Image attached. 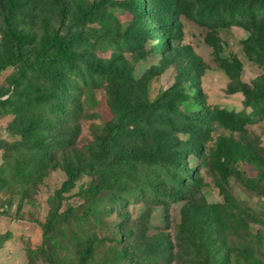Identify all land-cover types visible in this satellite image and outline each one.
Wrapping results in <instances>:
<instances>
[{
    "label": "rangeland",
    "instance_id": "1",
    "mask_svg": "<svg viewBox=\"0 0 264 264\" xmlns=\"http://www.w3.org/2000/svg\"><path fill=\"white\" fill-rule=\"evenodd\" d=\"M15 1L18 5L8 25L5 14L9 0H0L1 55L6 51L4 34L8 29H18L33 37V44L23 49L32 54L31 60L45 39L56 34L66 38L77 35L82 39L74 49L85 59L104 71L129 73L143 80V86L136 89L140 90L133 97L134 103L154 102L174 85L186 88L189 103L199 92V103L188 110L193 115L188 117L183 113L188 106L184 99L177 102V112L160 111L158 119L165 124L164 139L171 140L173 151L189 149L194 131L200 138L207 135L200 146L201 152L190 155L187 166L192 174L200 176V186L195 189L200 201L223 204L226 208L221 214L223 221L218 224L206 211L186 214V200L182 198L161 199L157 206L140 200L103 205L100 208H105L107 213L100 222L86 227L72 225L67 219L68 208L73 207L82 214L86 203L82 190L100 183L101 179L84 174L74 188L54 203L57 189L67 178L63 166L94 157L107 126L118 121L105 75L96 73L92 76L95 83L69 81L68 107L81 112L76 123L79 130L76 132L69 123L53 130L48 137L50 144L61 142V136L73 140L72 149L62 154L61 159L57 158L55 168L46 170L48 173L41 182L30 190L29 199H23L18 188L0 193V239L7 232L12 235L0 245V264H133L149 251L150 242L142 239V232L171 241V251L160 255L163 264H264V114H255L256 99L248 92L264 93L263 23L215 27L210 24L207 12H203L208 5L206 0H174L185 7L175 15L168 14L167 20L176 27L171 30L173 37L167 43L164 33L159 31L165 18L157 15V0H145L146 11L140 12L132 11L134 0H64L68 7L66 17L60 13L58 0ZM240 1L250 8L264 3V0ZM92 4L99 5L96 14L71 25V18L78 10ZM217 13L219 10L215 12L218 18ZM257 16L260 18L261 14ZM159 44H166L163 51L156 47ZM225 62L240 67L238 73L230 75L223 65ZM18 66L11 65L0 72L3 98L14 97ZM84 74L81 70L80 77ZM214 109L234 112L242 118L249 117L250 121L243 129H232L218 120L212 121L209 127L205 124L206 113ZM197 112L199 119H195ZM37 116L55 119L45 109L38 110ZM15 117L9 109H0V165L4 163L6 147L21 139L11 130ZM121 130L128 136L136 132L135 126L128 122ZM146 138L140 146L134 143L129 146L133 149L138 146L144 152L154 144L152 132ZM222 138L251 145L257 158L231 162L229 173L223 177L214 157ZM201 156L207 163L202 162ZM201 164L205 166L201 168ZM172 186L167 184L170 190ZM189 188L190 183L185 191L178 188L175 193L184 196ZM105 194L103 191L101 195ZM23 216L25 219H21ZM188 216L191 217L187 219ZM49 220L57 234L49 231L46 238L53 240L44 243L43 224ZM71 229L75 234L70 233ZM89 238L97 240L94 253L90 260L82 262L84 245ZM181 238H188L184 246ZM29 249L37 252L31 255Z\"/></svg>",
    "mask_w": 264,
    "mask_h": 264
},
{
    "label": "trees",
    "instance_id": "2",
    "mask_svg": "<svg viewBox=\"0 0 264 264\" xmlns=\"http://www.w3.org/2000/svg\"><path fill=\"white\" fill-rule=\"evenodd\" d=\"M58 1L61 4L60 13L66 17L68 7L64 0ZM206 1L208 5L203 12H207V18L211 20L212 26L226 27L232 23L244 27L257 23L264 25V3L258 8H250L241 3L240 0ZM17 5L15 0H9V7L5 14L6 24L11 25L10 17L14 14ZM157 5V15L165 18V24L159 28V31L164 33L163 37L168 43L173 37L171 30L176 25L169 22L167 16L170 12L172 15L177 14L185 5H179L174 0H157ZM132 6L134 12L146 11L145 0H134ZM98 8V4L80 8L78 13L71 18V25L91 19ZM217 10H219L218 18L215 16ZM257 13L261 14L260 18H258ZM81 39L77 35L71 38L53 35L41 43L34 54V59L31 60L32 54L23 51L25 47L33 44L34 40L30 34L18 29H8L4 34L6 51L2 55L0 54V72L11 65L19 66L14 79V97L13 99L3 98V93H0V109H9L16 115L11 130L15 134H19L21 139L15 145L6 147L4 163L0 165V193L18 188L23 199H29L35 184L41 182L48 173L46 170L55 168L57 158L61 159L62 154L72 149L73 140L61 136V142L50 144L48 137L53 130L69 123L74 125L76 132L79 130L76 123L81 112L77 113L68 107L71 100L68 96L71 89L69 81L73 79L95 83L92 76L100 73L105 75L106 82L110 86V95L114 99L118 121L114 125L107 126L106 135L100 139L99 151L94 157L86 162H71L63 166L67 178L57 189L56 197L53 198L54 203L62 198L63 193L74 188L84 174L89 173L101 179L100 183L91 184L82 190L81 193L86 199L82 208L83 213L79 214L77 209L69 207L67 219L72 221L73 226L86 227L102 220L107 213L105 208H100L103 205L115 206L118 203H135L145 200L152 206H157L160 205L161 199L175 201L182 198L186 200V208L188 209L186 214L192 213L193 215L195 214L194 211L198 210L206 211L213 215L215 223L222 222L221 214L226 207L219 203L207 204L200 201L201 197H197L195 194V189L200 186V176L199 174H192V170L187 166L188 157L194 154L199 155L201 152L200 146L203 139L206 140L207 135L204 134L203 138H200L199 134L194 131L193 138L189 141L191 144L189 149L173 151L171 140L166 141V138L164 139L165 124L158 119L160 111L177 112V102L184 99H186L185 103L188 106L183 113L188 117L193 115L188 110L194 107L197 102L199 103L197 97L199 92H196L195 98L189 103L187 94L185 95L186 88L174 85L154 102L134 103L133 97L140 90L136 89L143 86V80H138L129 73L104 71L99 65L88 61L74 49V46ZM165 45L159 44L156 47L163 51ZM223 65L230 75L237 74L240 69V67L229 62H225ZM81 70H84L85 74L80 77ZM248 92L253 95L254 100L256 99V103H254L255 114H264V93L253 94ZM40 109H45L47 113L54 114L55 119L47 120L37 116V111ZM139 116H144V118ZM199 117L200 113L197 112L195 119H199ZM206 117L207 122L205 124L209 127L212 121L218 120L232 129H243L246 123L250 121L249 117L242 118L235 115L234 112L220 109L208 111ZM142 121H145V124H142ZM127 122L134 125L136 129V132L131 136L121 130V126ZM149 131L153 133L154 144L149 145L144 152H141L138 144L146 142ZM129 143L138 146L133 149ZM176 145H181V143ZM113 151L114 153H112ZM203 153L205 154V152ZM214 157L215 164L223 173V177L229 173L231 162L257 158L251 145H244L230 138H222L218 142ZM201 159L202 162L207 163L204 157L201 156ZM203 166L205 164H201V168ZM188 183H190V188L187 189L184 196L175 193L178 188L185 191ZM167 184H172L173 190L168 189ZM103 191H106V197L101 195ZM190 217L188 216L187 219ZM21 219H25V217L23 216ZM262 223L264 224V219H262ZM49 231L57 234L56 228L52 225V220L43 224L42 242L48 243V241L53 240L46 238ZM72 231L73 229L70 230V233L75 234ZM140 236L143 240L150 242L149 251L144 257L136 258L133 264H163L160 255L171 251L172 243L169 238L148 236L145 232H142ZM10 237H12L11 232H7L0 239V245ZM181 239H183L182 245L184 246L188 238ZM96 242L95 238L86 240L82 262L92 258ZM29 252L34 255L37 251L29 249ZM124 252H127V249H124ZM246 256L249 259L252 258L250 254H246Z\"/></svg>",
    "mask_w": 264,
    "mask_h": 264
}]
</instances>
